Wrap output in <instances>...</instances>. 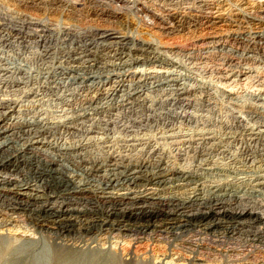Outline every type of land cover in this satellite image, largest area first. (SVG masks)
I'll return each instance as SVG.
<instances>
[{
    "label": "rangeland",
    "instance_id": "rangeland-1",
    "mask_svg": "<svg viewBox=\"0 0 264 264\" xmlns=\"http://www.w3.org/2000/svg\"><path fill=\"white\" fill-rule=\"evenodd\" d=\"M170 2L0 0V123L36 121L31 136L14 137L13 145L43 150L65 166L76 185L89 183L93 192L101 190L102 177L89 179L84 161L145 143L168 151L179 140L209 135L208 146L195 157L166 153L170 168L181 165L200 181L146 192L169 196L193 187L237 188L264 205V0ZM180 93L191 95L189 106H169ZM184 115L191 120L184 121ZM151 171L167 181L177 177L164 164ZM21 215L4 217L7 222L0 225V264H24L36 250L57 244L67 249L62 252L68 259L74 257L72 264H113L127 257L132 264H264V239L252 235L206 237L211 262L176 250L170 240H144L129 257L122 250L133 241L129 235L110 233L77 243ZM256 226L264 228V221ZM31 245L33 252H23Z\"/></svg>",
    "mask_w": 264,
    "mask_h": 264
},
{
    "label": "bare ground",
    "instance_id": "bare-ground-1",
    "mask_svg": "<svg viewBox=\"0 0 264 264\" xmlns=\"http://www.w3.org/2000/svg\"><path fill=\"white\" fill-rule=\"evenodd\" d=\"M118 1L123 2V0ZM165 1L170 2L175 0ZM151 17L154 18L156 15L151 14ZM158 20L160 21V19ZM136 91L133 90V93ZM182 95L183 93L178 95V101H175L174 98V101L169 102V106L171 103L174 105L176 103L180 104V107H185L187 105L189 106V98L191 95L189 97ZM154 100L155 99H153V101ZM127 101L129 102V100ZM159 101L158 103H161ZM146 103L144 104L147 105ZM129 107L126 106V108ZM149 107H151L150 104ZM125 111L127 110L125 109ZM125 114L128 113L125 112ZM120 117L122 118V116ZM180 117L181 116L178 118ZM144 118L148 121L149 117L145 116ZM4 120H7V118H1V121ZM109 120L110 119L107 121ZM183 120L190 121L191 117L189 115H184ZM29 121L30 120L18 122L7 120L4 123H0V138H4L2 141H0V225L7 222V219H10V216H22L21 214H23L30 219H33L35 225L52 232V234H58L60 237L62 236V238H69L75 242L78 241L84 243L89 241L90 243H93L95 237H102L105 234L110 235V233L117 236L129 235L133 238L132 243L130 239L129 241L125 242L124 247L122 246L124 254L129 257L131 256L130 254L132 249L136 251L140 250V248H138V244L142 243L144 240L152 241V243L155 240H159L162 243V240H164V242L170 240L171 244L168 242L167 243L176 250L180 251L182 249H186L192 253H197L199 256H202L205 261H210L212 248H208V245L203 243V240L206 237L217 238L219 237L218 234H224L228 236L247 234L252 235L255 239L261 238V241L262 238L264 239V228L256 226V224L259 222L264 221V218H262L264 216V205L258 202V200H253L250 196H247L246 193L243 194V191L238 190L237 188L231 189L219 187L205 191L201 190L200 187H193L184 195L182 194L183 196L181 194L161 196L159 194L157 195L156 193L153 194L146 192L149 188L151 190L153 189V192L156 188H170L174 186L181 189L185 186H188L189 184H195L196 182L200 181L196 177L197 175L194 176L189 170L185 169L180 164V166L172 168L174 167V163H172V167L170 168V164L168 163L170 160L165 161L167 157L166 153L175 152L178 155L186 156L193 154V157H195L194 155H198L199 152L202 153V151L206 149V145L209 143V135L200 134L193 140H190L191 138L188 140L189 137L187 140H181V142L179 140V142H177V144H175L172 148H169L168 151H166L167 149L160 150V147L154 144L150 145L149 143H145L142 146L140 145L141 147L138 145L139 148L134 147L135 149H130L131 151L127 150L128 147L123 148L122 151H118L116 149L115 151L107 152L105 157L103 156L102 158H98L96 160L92 159L91 161H84V165H87V167H85V174L89 176V179L90 177H102V186L99 187L101 190L99 189V192H93L87 189L89 187V183L76 185L65 166L58 162L59 160H55L56 158H50L43 150L38 149L35 146L23 145L17 148L13 145L12 142H14V137H16V140L19 137L23 138V136L30 135V132L36 128V121ZM39 126H41V123ZM162 149L165 148L162 146ZM161 164L165 165V169L170 172L171 176L176 175L177 177L167 181V179L164 178L161 173L158 174L151 171L153 168L157 169V167H159ZM208 165L209 164H204L205 168L203 166L202 167L204 169L208 168L211 170V166L208 167ZM167 166H169V169ZM122 189H126L127 192L122 193L120 191ZM4 217H7V219ZM75 233L80 234L82 238H79L78 236H76L77 238H73V234ZM136 236H140V240H136L134 238ZM233 238L236 239V237H232L231 239ZM207 241L209 240L207 239ZM59 243L61 244V242ZM245 243L243 244L244 247ZM28 244L30 245V243ZM54 244H56V242ZM60 246H58V244L53 245L52 248L45 249V251L43 247L39 252L34 250L36 254L32 253V255H34L27 259L24 264H72L74 257L73 260L70 258L68 259L69 254L66 255L64 252H62L66 248L63 249ZM33 247L34 245L31 248L24 247L25 249L28 248L29 250L22 251H27V254H29V252L33 250ZM141 249V252H143L144 249ZM220 253L221 252L218 254ZM17 254H19V252ZM17 254H15V256ZM228 256L227 258L229 259ZM53 258L55 260H53ZM75 258L77 259V256ZM227 258L225 260H227ZM128 259L130 258L127 257V260L120 259L113 264H132V261H129ZM77 262H75V264H77ZM83 263L86 264L85 260ZM88 264L97 263L93 260Z\"/></svg>",
    "mask_w": 264,
    "mask_h": 264
}]
</instances>
